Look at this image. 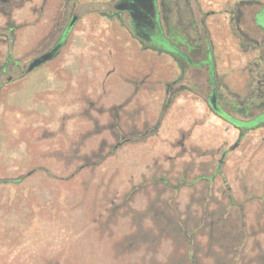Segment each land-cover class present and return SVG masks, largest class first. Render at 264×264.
Returning <instances> with one entry per match:
<instances>
[{
	"label": "rangeland",
	"instance_id": "374dc122",
	"mask_svg": "<svg viewBox=\"0 0 264 264\" xmlns=\"http://www.w3.org/2000/svg\"><path fill=\"white\" fill-rule=\"evenodd\" d=\"M238 1L189 0L203 12L217 11L208 22L219 76L226 49H232L225 44L235 42L233 29L225 32L227 15L219 11ZM38 3L25 1L20 18L31 20ZM78 3L79 20L55 59L29 73L24 68L23 76L12 74L11 82L7 75L0 79V264H173L183 250L170 233L159 237L151 214L145 213L155 188H139L130 199L128 193L154 173L167 171L172 182L186 173L189 181L210 174L223 159V176L236 200L264 195V125L257 126L264 115L246 120L228 110L247 128L238 139V131L203 99L204 68L185 73V85H176L174 96L172 89L167 96L165 83L180 74L178 66L167 55L143 48L127 28L103 15L112 10L111 0ZM6 26L0 14V28ZM42 28L24 27L22 47L0 43V63L8 52L22 55ZM232 78H245V73ZM244 93L229 101L238 104ZM162 104L167 107L152 133ZM224 189L223 178L216 176L209 210L225 203ZM207 193L201 182L194 190L181 187L174 200L180 217L198 218L201 207L192 200ZM171 195L166 191L158 200ZM263 210L264 201L243 204L247 238L238 264H264ZM145 231L153 240L140 239ZM198 241L200 264H215L218 250L208 244L206 230Z\"/></svg>",
	"mask_w": 264,
	"mask_h": 264
},
{
	"label": "flooded vegetation",
	"instance_id": "af4514ba",
	"mask_svg": "<svg viewBox=\"0 0 264 264\" xmlns=\"http://www.w3.org/2000/svg\"><path fill=\"white\" fill-rule=\"evenodd\" d=\"M26 2L35 0H0V14L6 19L8 26L0 28V43L20 47V31L27 26L40 25V33L29 42L22 55L14 56L8 52L0 63V79L5 75L6 81L11 82L12 74L23 76L55 59L67 42L68 34L78 22L75 13L78 0H37L38 6L33 5L31 20L20 18L19 9ZM71 2L68 5V2ZM191 6L189 0H111L108 4L112 10L103 15L115 19L129 33L139 40L143 48L167 55L179 69V75L165 83V93L174 96L178 84L185 85L183 75L189 70L204 68L207 86L206 101L212 113L227 125L242 130L241 126L233 124L234 119L228 110L246 116L251 120L264 115V1L240 0L234 7L224 8L220 13L226 14L225 32L235 37V42L227 40L226 60L222 75L217 73L218 56L211 38V26L208 18L217 11L203 12L199 3ZM257 6V8L250 7ZM186 10V15L183 11ZM127 19V23L124 20ZM217 24V23H214ZM224 31V30H223ZM225 33V34H226ZM229 33V34H230ZM19 34V35H18ZM170 37H168L167 35ZM184 41L185 49L178 44H168L166 40ZM231 44L235 45L233 49ZM172 45V46H171ZM22 47V46H21ZM232 51L241 55L233 59ZM49 54L50 58L28 70L31 63ZM242 64L239 69V64ZM245 73V78H232L235 73ZM0 82V88L3 86ZM239 86V87H237ZM235 90V91H234ZM244 93L239 103L229 101L231 95ZM180 92V91H179ZM264 123L257 125L263 126Z\"/></svg>",
	"mask_w": 264,
	"mask_h": 264
},
{
	"label": "trees",
	"instance_id": "16d2710c",
	"mask_svg": "<svg viewBox=\"0 0 264 264\" xmlns=\"http://www.w3.org/2000/svg\"><path fill=\"white\" fill-rule=\"evenodd\" d=\"M166 107L165 104H162L158 119L152 127V133L156 131ZM231 122L242 127V130H238V139H241L247 128L239 124L236 118L231 119ZM141 139H143L142 136L137 140ZM103 158L104 157H101L98 162H101ZM222 162L223 159H219L215 169L210 174L202 172L189 181L185 179L187 176L186 173L182 174L175 182H172L170 178H168L167 175L169 173L167 171H162L160 175L154 173L149 179L144 178L140 185L134 186L128 193L127 199H130L133 193L139 188L149 185L155 188L156 197L149 203L145 213L151 214L159 237L165 232L170 233L174 238L177 248L183 250L182 255H180L173 264H200L198 254L201 247L199 245L198 236L205 230L207 231L208 244L216 247L218 250L214 259L215 264H238L241 260L242 249L247 238L243 204L254 199L262 203L264 201V195H261L262 197H257L252 194L249 195V197L246 196L243 201L236 200L224 179ZM216 176L223 178L225 189L221 191V194L226 201L225 203L217 202V208L209 210V195L212 190V182ZM21 179L22 177H19L11 181L15 182V180L20 181ZM154 179H156V181H154ZM0 182L3 181L0 180ZM199 182H201L204 189L208 191L207 196L197 201L192 200L193 203H198L200 205L201 215L198 218H194L191 215L181 218L176 204L174 203L176 194L180 188L184 186L194 190L196 184ZM166 191L171 192L172 195L165 201H159V197ZM261 213H264V210L261 211ZM142 235L143 238L140 239L145 242L153 240L152 234L150 235V233L146 231L142 233Z\"/></svg>",
	"mask_w": 264,
	"mask_h": 264
},
{
	"label": "water",
	"instance_id": "95a60500",
	"mask_svg": "<svg viewBox=\"0 0 264 264\" xmlns=\"http://www.w3.org/2000/svg\"><path fill=\"white\" fill-rule=\"evenodd\" d=\"M49 58H50L49 54H45V55L41 56V58H38L31 63L28 70H31L34 66H36L37 64H39L41 62L48 60ZM233 146H236V143ZM233 146H232V148H234Z\"/></svg>",
	"mask_w": 264,
	"mask_h": 264
},
{
	"label": "crops",
	"instance_id": "0c3cea01",
	"mask_svg": "<svg viewBox=\"0 0 264 264\" xmlns=\"http://www.w3.org/2000/svg\"><path fill=\"white\" fill-rule=\"evenodd\" d=\"M212 24L218 23L219 21H210ZM162 106V105H161Z\"/></svg>",
	"mask_w": 264,
	"mask_h": 264
}]
</instances>
